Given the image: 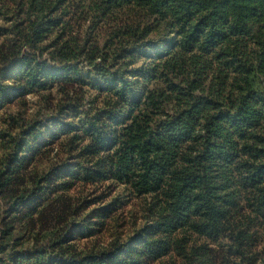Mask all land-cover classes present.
Segmentation results:
<instances>
[{"label": "trees", "instance_id": "obj_1", "mask_svg": "<svg viewBox=\"0 0 264 264\" xmlns=\"http://www.w3.org/2000/svg\"><path fill=\"white\" fill-rule=\"evenodd\" d=\"M19 59L0 264H264V0H0V105Z\"/></svg>", "mask_w": 264, "mask_h": 264}, {"label": "rangeland", "instance_id": "obj_2", "mask_svg": "<svg viewBox=\"0 0 264 264\" xmlns=\"http://www.w3.org/2000/svg\"><path fill=\"white\" fill-rule=\"evenodd\" d=\"M90 26H91L90 19H87L83 23H76L74 25V30L77 31V33L84 34L89 31H92ZM168 38H169L168 34L160 36L157 39L159 45L161 47L164 46L168 42ZM101 40L104 41L105 37L103 36ZM149 52L151 53L153 51L149 50ZM48 57L49 56L45 54L41 58V61L45 62V65L43 66L44 72L42 73V79L45 80L52 79L53 75L55 74H57L58 77L63 75L64 67L61 64H59L57 61H54ZM78 66H79V75L82 76V79H85L87 81L88 83L87 88H90L92 90V84L95 82L97 83V81H99L98 76L94 74L95 72L93 67L86 60L79 61ZM23 69H24V65L21 59L10 65V67H8L7 69L6 72L7 79H5V83L9 86L7 91L8 101L0 105V129H6L7 126L9 125L8 114H6L8 109L11 111H18L20 109H23V105L18 103L19 102L18 100H20L19 98L20 96H22V94H20L21 92H17L19 87L15 85L16 83L14 82V80H11V76L21 75V71H23ZM55 83H59V82H55ZM100 83H103L102 80H100ZM59 87L60 86L58 85H52V87H50V89L48 90H40V91L37 89L26 90L25 94L23 95V97L27 99L26 108H25L27 110L26 113L32 115L37 111H43L44 114L41 117H46V118L50 117L51 112L49 111L51 110L49 109L46 110V104L51 100L56 101L60 97V91H58ZM49 94L53 96H57V98L50 97ZM14 99L16 100L13 101ZM46 123H50V121L47 120ZM50 126L52 129L58 128V125L56 124L53 125L50 124ZM19 131L20 130H18L17 133ZM39 138L44 139V136H40ZM31 139H34V137L31 136Z\"/></svg>", "mask_w": 264, "mask_h": 264}]
</instances>
